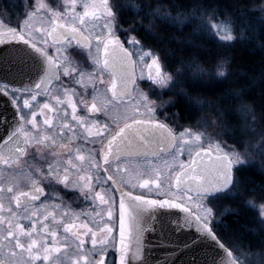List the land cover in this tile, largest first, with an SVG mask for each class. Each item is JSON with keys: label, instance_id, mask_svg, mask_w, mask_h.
Returning <instances> with one entry per match:
<instances>
[{"label": "snow or ice", "instance_id": "1", "mask_svg": "<svg viewBox=\"0 0 264 264\" xmlns=\"http://www.w3.org/2000/svg\"><path fill=\"white\" fill-rule=\"evenodd\" d=\"M21 3L22 19L0 20V166L9 173L0 179V264H61L62 247L83 249L86 243L93 258L79 252L84 264H147L148 230L182 238L177 254L212 245L221 255L211 264H264V253L250 260L217 228L227 227L224 218L233 214L220 202L243 199L247 192L239 175L245 161L223 140L229 135L243 146L239 130L228 133L219 108L216 141L192 128L176 131L157 116L162 105L151 98L159 95L154 87L163 88L173 77L165 71L167 51L161 49V57L149 46L158 39L151 21L161 18L150 11L153 6L137 10L119 0H66L60 10L39 0ZM210 11L200 27L233 41L226 30L233 22ZM37 16L39 28L32 23ZM137 16L150 23H137ZM168 19L182 23L179 15ZM137 65L147 67L146 77L143 71L136 75ZM193 66L204 73L195 61ZM228 66L221 59L216 75L223 77ZM137 80H146L148 91ZM41 96L47 97L43 103ZM121 107L124 112L114 114ZM30 146L33 158L43 154L47 168H33L36 178L28 177L29 191H22L15 173ZM185 153L187 161L180 160ZM54 193L60 205L49 203ZM59 193L89 204L95 220L76 224L91 213L72 212Z\"/></svg>", "mask_w": 264, "mask_h": 264}, {"label": "trees", "instance_id": "2", "mask_svg": "<svg viewBox=\"0 0 264 264\" xmlns=\"http://www.w3.org/2000/svg\"><path fill=\"white\" fill-rule=\"evenodd\" d=\"M121 1V0H119ZM133 2L137 10L145 4L153 7L161 19H155L157 40L149 44L159 53L161 49L168 53V63L179 72L189 70L195 76L194 81L187 80L183 85V94L179 96V120L187 122L197 117V102L209 109L219 123L216 108L225 114V122L230 131L239 129L240 117L244 114L241 105L253 109L255 114L254 129L264 138V20L257 15L256 8L263 0H126ZM173 5L176 8H173ZM231 19L234 25V39L227 44L211 35L198 32L197 23L192 16L198 13ZM180 16L182 23L168 19L169 16ZM137 23L147 26L150 20L143 16L136 17ZM176 24L175 27L171 26ZM239 29V31H237ZM221 59L228 61L227 72L223 79H200L194 75L197 70L193 61L208 70ZM194 71V72H193ZM211 72V70L206 71ZM246 115V113H245ZM235 135V134H234ZM243 188L247 189L246 197L264 201V171L257 166L243 167L239 173ZM233 214L225 217L226 232L221 233L227 241L235 242L237 247L256 250L264 242L263 233L256 225L255 214L248 208L240 207Z\"/></svg>", "mask_w": 264, "mask_h": 264}, {"label": "rangeland", "instance_id": "3", "mask_svg": "<svg viewBox=\"0 0 264 264\" xmlns=\"http://www.w3.org/2000/svg\"><path fill=\"white\" fill-rule=\"evenodd\" d=\"M11 2H9V0H0V20L6 21V18L8 16L12 17L13 21H15L17 18L22 19L23 12H24L22 3L19 6L18 4L15 5L14 3H11ZM25 2H27V0H25ZM39 2L47 4L51 8L62 10L61 5L66 3V0H39ZM112 2H113V0H110V3H112ZM119 2L124 6L125 9H127V6L129 4H133V2H131V1L128 2L126 0H121ZM17 10L19 11V13H21L20 15H15V12ZM255 10H256L259 18L264 20V0ZM77 11H80V9H77ZM204 14L205 13H198V16L197 15L192 16L193 22L197 23V25H198V26H196V30L198 32L206 33V35L209 34V35L215 37L216 39H218L216 36L212 35L208 31L203 30L200 27V20L204 16ZM207 15H208V17L212 16L211 14L209 15L208 13H207ZM218 18L220 20L226 19V17H220V16ZM228 20L232 21L231 19H228ZM215 22L216 21H213V23H215ZM34 25H36V24H34ZM124 26H127V25H124ZM226 30L229 31L230 35L234 38V25H233V23L229 24L228 28ZM218 40L221 42H225L227 44L232 42V41L226 42V41H223L221 39H218ZM142 43H143V41H142ZM149 46L152 49H154L156 52L159 53V51H157L155 48H153L152 45L149 44ZM161 57H162V55H161ZM148 61L149 60L146 59V63H148ZM217 64L218 63H215L213 66L208 68V70H205L202 67L205 70L204 73H199L197 70L195 72L193 71L194 75H198L197 77H199V80L203 79V78H205L207 80L213 79V81H215L217 79H223L225 75L223 77L216 75ZM168 65L169 66L165 68V71L168 72L170 75H172V77H173L172 81L169 82L168 84H166L163 88H160L159 86L154 87L155 91H159V89H160L161 91H166L167 95L163 96L162 98H160V97H153L152 98L158 104L162 105V107L170 105L171 101L173 100V99H171L172 96H176V94H178V93H179V96H181V94H183L182 93L183 87H184L183 85H185V83H187V80H191L194 77V76L193 77L188 76L189 74H192L188 69L187 70L183 69L182 73H184V75L178 76L177 72H179V68H176L175 66H172L169 63H168ZM140 67L143 70V68H142L143 65H140ZM209 70H211V72H206ZM224 72L226 74L227 68L224 69ZM191 81H194V80L192 79ZM169 96H170V98H169ZM213 108H209V109H213ZM209 109L204 107L202 102H197V110H196V113L198 114L197 117H194L193 120L187 121V122H181L179 120V131H182L184 128H192L193 130H199V131L203 132L205 134V136L209 137L212 141L220 140L221 136L218 135V133L221 132V129L216 126L219 123L217 122V120L213 116H210ZM242 109L243 108H241V110ZM245 113H246V115H245ZM254 120H255V114H254L253 109H251V110L247 109V111L245 110L244 114H242V117H240V123H239V127H238L239 129L238 130L240 132L239 139L242 141L243 146H241V143H237L234 139H230L229 135H223V140L227 142V144L229 145L230 148H234L238 153L241 154L242 160L245 161L244 167L254 165V166H257L259 169L264 171V155L261 154L262 152H264V147H262V145H264V138H262V134L260 135V132L258 130L254 129V127H253V122H255ZM225 126H226L227 131L230 135H233V136L236 135L237 132L233 133L234 131H230L229 123L227 121L225 122ZM179 159L182 161H187V159H188L187 153H185L183 156H180ZM220 203H221L222 207L229 209L230 212H234L237 209H239L240 207L248 208L249 210H251L255 214L256 225H257L258 229L263 233V236H264V225L261 224V221H264V201L254 199V198H248L245 195L243 199L225 200V201H222ZM217 228H218V231L221 233L226 232V228H224L223 224H218ZM239 248L241 249V251L250 254L248 257L250 260L258 259L259 258L258 255L253 256L251 254L264 253V242L259 247V249L252 250V251L251 250L249 251L247 249H243L241 247H239Z\"/></svg>", "mask_w": 264, "mask_h": 264}, {"label": "flooded vegetation", "instance_id": "4", "mask_svg": "<svg viewBox=\"0 0 264 264\" xmlns=\"http://www.w3.org/2000/svg\"><path fill=\"white\" fill-rule=\"evenodd\" d=\"M12 1V2H11ZM9 2L14 3L15 5L18 4L20 6L21 4V0H9ZM110 3V0H109ZM21 13H19V11L17 10L15 12V15H20ZM15 17V16H14ZM23 18V17H22ZM46 18V17H45ZM40 17L37 16L35 17V19L32 20V22L34 24H36L35 26L37 28L40 27L39 21ZM127 27V26H125ZM91 31V29L89 30ZM2 33V31H0V34ZM85 35H88V33H85ZM90 63V61H89ZM148 63H150V60L148 61ZM143 70L141 69L140 65H137L135 67L136 70V75L138 76L141 71L144 72L145 77L147 75V67L143 65ZM89 71H91V69H89ZM146 72V73H145ZM108 74L105 73L104 75V79L107 80ZM145 81H141V80H137V83H139L141 85L142 88H144L145 91H148V89L146 87H144ZM118 85H119V81H118ZM51 87V91H55V87L54 86H50ZM77 88V92L80 91V87L76 86ZM155 91V90H154ZM158 92V96H152L153 97H160L162 98L163 96H166L167 93L166 91H161L159 89ZM90 99L91 98V86L88 87V89L86 90V97ZM170 98V96H169ZM45 99H47V97L45 96H41L38 97V100H40L41 103H43L45 101ZM76 99V98H74ZM171 99H173L170 103L169 106H163L162 108L157 109V116L160 120L164 121L165 123H167L169 125V127L175 129L176 131H179V93L176 94V96H172ZM174 101V102H173ZM49 103H53L54 101H49ZM124 109L123 107H121L120 109H116L114 111V114H119V113H123ZM163 112V115H160V113ZM38 120H42L41 117H37ZM59 122V117L57 116L54 120L53 123L56 124ZM42 126V124H41ZM63 143H67V141H63ZM29 155L24 156L21 158L19 165L17 167L16 173L15 175L17 176V183L20 186V190L22 191H29L30 188V181L28 180V177H33L36 178L33 175V168H47V163H45V160L43 158V154L41 153V155L36 156V158H33V152L35 151L34 148H32L31 146L29 147ZM44 151H51L50 149H45ZM57 152H61L62 150L60 148L56 149ZM165 158H167V156H165ZM49 160V162L51 161V158H47ZM137 163V161H132V164L135 165ZM86 167V166H85ZM9 173L7 171H5L3 169V166H0V179H2L4 176H8ZM28 185V186H26ZM50 191L49 188L45 187V192L48 193ZM59 195L63 196V204L64 205H68L70 206V210L72 212L75 213H91V215H82L79 217V219L75 220L76 224H79L80 221H94L95 220V212L93 211V209L89 206V204L74 198L73 195H64V193H59ZM50 204H56V205H60L61 204V200L57 198V194L54 193L53 194V198L52 200L49 202ZM52 209H50L51 211ZM65 211H68L69 208H65ZM93 224L89 223V227H92ZM62 234H63V229L59 230L58 235L62 238ZM91 249V244L90 243H86L83 249H77L75 246L72 247H68V248H63L62 247V252L60 254L61 256V264H76V262L79 260L80 264H84V257L78 255L79 252L83 251L85 253H87L88 258H93V253H91L90 251ZM21 259H26L25 258H21Z\"/></svg>", "mask_w": 264, "mask_h": 264}, {"label": "water", "instance_id": "5", "mask_svg": "<svg viewBox=\"0 0 264 264\" xmlns=\"http://www.w3.org/2000/svg\"><path fill=\"white\" fill-rule=\"evenodd\" d=\"M2 35L3 33L0 34V37ZM0 47L3 46L0 45ZM143 226L148 227L146 222L143 223ZM144 236L146 237V247L143 254L147 264H211V258L221 255V251L214 249L212 245H208L203 251L190 247L185 248L177 254V246L182 238L169 235L167 232L153 233L151 230L146 231ZM132 243L134 244L135 241L133 240Z\"/></svg>", "mask_w": 264, "mask_h": 264}]
</instances>
